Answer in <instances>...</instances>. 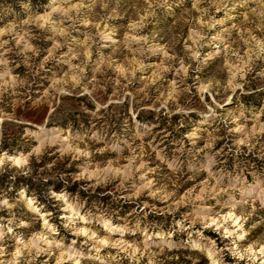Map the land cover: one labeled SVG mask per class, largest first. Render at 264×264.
<instances>
[{
  "label": "clouds",
  "instance_id": "9594fccd",
  "mask_svg": "<svg viewBox=\"0 0 264 264\" xmlns=\"http://www.w3.org/2000/svg\"><path fill=\"white\" fill-rule=\"evenodd\" d=\"M67 2L74 15L85 7L83 0ZM97 2L103 8L108 7L105 0H92L89 6L95 7ZM202 2L195 0L193 7ZM207 2L209 9L214 11L201 12L202 18H193L195 22L191 25L193 30L199 29L196 42L185 45L181 52L170 44L172 55L168 56L166 66L147 82L145 89L151 90V85L161 79L162 72L174 74L167 87L161 83L156 91L158 93L160 88L165 90L160 104L166 106L169 119L173 114H181L175 129L176 136L169 139L170 133L166 129L159 133L153 131L159 124L151 121H146L147 130L141 131L138 127L141 121L136 119V112L128 121H121L113 128L111 117L114 112L108 107L111 101H101L95 111L83 108L92 115L93 127L79 132L75 129L70 133L62 132L58 139H48L47 144L39 141L35 145L28 143L32 137L26 130L24 145L14 149L12 154L0 152V172L7 164L29 177L33 173V158L37 164L40 163L46 151L60 144L62 147L57 149L60 153L57 160L45 165L49 172L59 160L71 156L79 162L78 171L72 174L71 179L73 183L82 182L81 191L92 197L97 195V189H101L99 195L111 196L114 203H119L121 199L135 203L139 210L134 209L127 216L120 217L116 209L98 200L89 203L88 199L68 191L70 185L65 173L58 174L59 180L63 181L60 191L49 187L42 194L32 192L29 195L26 188H21L15 200H10L6 194L0 195V212L9 214L7 217L0 216V264H124L125 260L128 264H142L145 260L147 264H163L160 257L165 254L164 246L159 245V250H154L152 238H170L177 233H187L189 241L195 238L199 242L169 244L170 251L179 247L198 249L208 257L209 264H228L225 259L228 255L235 258L234 264H241V261L244 264H264V237L250 240L253 229L264 225V217L252 222L264 210V185L251 190L247 188V175H252L254 179L264 175V122L259 118L264 115V108L252 110L243 104L231 110L225 108L237 95V90L239 96L252 95L255 84V94L264 91V43L248 33L247 48L241 54L239 46L232 47V41L224 48L216 43L223 38L224 31L230 33L232 28L222 29L216 36L208 35L217 24L231 19L230 10L237 7L246 11L244 20L248 23L245 27H251L253 31L259 29L264 35V0ZM143 3L147 9L136 22L141 29L154 22L158 9L167 15H174V5H178V0H143ZM252 3L255 7L250 6ZM21 6L29 8V4L22 3ZM220 11H224L225 16L217 20L215 13ZM50 16L51 12L48 13ZM35 19L21 20L17 17L10 20L0 16V64L8 65L11 54L16 58L15 67L23 64L28 68L23 77L11 76L0 83V140L5 124L20 126L13 115L15 108L29 98V90L35 82L33 77L47 71L44 65L52 59L49 54L43 62L36 63L40 50L28 42L29 25ZM65 19L72 17L66 16ZM243 38H237L235 43L239 45ZM139 40L147 44L149 37L141 35ZM205 45H210L212 50L203 52ZM217 57L228 63H221L207 78L201 79L199 73ZM87 65L88 60L81 58L74 69L75 75L57 74L58 87H50L43 97L52 105L49 125L59 123L70 108L61 100V93L83 95L89 92V83L94 88L99 87L94 79H88ZM131 75L125 76L129 83ZM121 90H124L123 86ZM169 91L172 92L171 97L168 96ZM136 94L139 95V91ZM205 96L211 97V103ZM216 96L220 99L217 100ZM169 99L171 104H168ZM189 99L201 111L222 110L216 113L215 127L207 136V129L192 124L190 114L196 109L181 102ZM7 108H11L12 112L6 111ZM250 120L253 122L251 129L248 127ZM97 124L99 127H96ZM185 127H190V130L181 132L180 129ZM218 141H223L219 149L216 148ZM230 158L233 160L231 171L227 164ZM253 159L259 164H252ZM203 174L207 175V179L181 196L185 178L201 177ZM15 178V175L10 177L12 180ZM109 185L113 186L111 191L108 190ZM249 191L253 194H243ZM142 197L146 199L142 200ZM213 200L216 203H211ZM156 201L163 202L165 207L162 210L157 208ZM185 205L190 207L187 214L181 211ZM143 208L154 213L163 211L171 214V226L165 230L162 224L146 223ZM201 209L203 211H199ZM145 228L150 231H145ZM205 230L215 233V239L206 236ZM138 233L145 238L144 242H136ZM129 239L133 242L129 243ZM42 256L44 260L40 259ZM193 264H199V260H193Z\"/></svg>",
  "mask_w": 264,
  "mask_h": 264
},
{
  "label": "rangeland",
  "instance_id": "374dc122",
  "mask_svg": "<svg viewBox=\"0 0 264 264\" xmlns=\"http://www.w3.org/2000/svg\"><path fill=\"white\" fill-rule=\"evenodd\" d=\"M77 2L78 0H71V3ZM105 2L108 4L107 8L101 7L99 2L96 3L95 7H90L92 0H83L85 7L74 15L67 0H64L63 3H61V0H0V16H6L10 20H15L17 17L21 20H26L29 17L36 18L35 22L29 25L31 32L28 41L40 50L39 55L35 58L36 63L39 64L49 54L52 55V59H49L44 65L47 71H41L37 76L33 77L35 82L29 90V98L23 100V103L18 104L15 108L13 115L20 122V126L15 127L5 124L3 138L0 140V152L7 151L12 154L14 149L24 145L26 139L24 133L26 130L30 131L32 137L28 143L35 145L39 141L47 144L48 139H58L62 132L70 133L73 129L79 132L85 128L93 127L92 115L89 112H85L83 108L86 107L91 111H95L101 101H111L108 107L109 110L114 112L111 117L113 128L119 125L121 121H128L133 112H136V119L141 121L138 126L141 131H146L145 122L151 121L159 124V127L154 128L153 131L159 133L166 129L170 133L169 139L177 135L175 129L181 119V114H173L169 119L166 106L160 104L165 90L160 88L158 93L156 91L157 86L161 83H164L167 87L172 82L174 74L162 72L161 79L153 83L149 91H145L148 87L147 82L151 81L157 72L166 66L168 56L172 55V51L169 48L170 44H174L176 51L181 52L185 45H192L196 42L199 29L193 30L191 26L195 22L193 18L199 20L202 18L201 12H212L214 9H209L207 0H203L196 7H193L195 0H178V5H174V15H167L163 10L158 9L154 22L141 29L137 27L136 22L145 14L147 9V5L143 3V0H120L119 3L116 0H105ZM22 3L29 4V8L24 9L21 6ZM250 6L255 7V4L252 3ZM230 11L232 18L223 24H217L208 33L209 36H216L222 29H233L230 33L224 31L222 33L223 38L216 41L221 48H224L229 41H232V47L236 48L239 46L241 54H243V51L247 48L248 33L256 36L261 43H264V35L261 34L259 29L253 31L251 27H245L248 22L244 20L246 11L243 7H237L235 10ZM49 12H51L50 18L48 17ZM66 16L72 17V19H65ZM224 16V11L215 13V19L217 20ZM258 22L256 21V23ZM37 25H42V27H37ZM153 34H155L154 38H152ZM141 35L149 37L147 44H143L139 40ZM241 36L244 38L237 45L235 41ZM176 41L179 42L177 43ZM211 50L212 47L210 45H205L203 52ZM81 58L88 60L86 68L88 79H94L99 84V87L94 88L89 83L87 85L89 92L83 95H65L61 93V100L70 105V108L64 113L59 123L49 125L47 122L51 114L52 105L49 101L44 100L43 97L50 87H58L57 74L68 73L75 75L74 69L80 64ZM15 60L16 58L9 54V64H0V83L9 80L11 76L23 77L28 72V68L23 64L15 67ZM221 63L226 65L228 61H222L220 57L211 61L203 72L199 73L201 79L207 78ZM141 65L147 67L141 68ZM130 73L132 75L129 83L125 80V76ZM226 76L227 71H225ZM122 86L124 88L123 91L121 90ZM252 87V95L239 96V90H237V95L232 97V102L225 105V108L231 110L241 104L252 110L264 108V91H260L257 95L255 94V84ZM82 91L83 89H81ZM138 91L139 95L136 94ZM171 95L172 92L169 91L168 96L171 97ZM205 99L211 103V97L205 96ZM216 99L219 100V96H216ZM196 100L199 102L198 97ZM181 102L191 104L196 109L190 114L192 124L207 129L206 136L212 133L215 127L213 121L216 119V113L222 110L216 109L215 112L201 111L191 99L182 100ZM171 103L172 101L169 99L168 104ZM100 110L103 111V109ZM6 111L12 112V109L7 108ZM259 118L264 122V115H260ZM252 123L251 120L248 122L249 129H251ZM96 127H99V125L97 124ZM189 130L190 127L180 129L181 132ZM237 135L240 134L238 133ZM159 138V136L156 137L157 140ZM222 145L223 141H218L216 148L219 149ZM60 147L62 145L57 144L55 148L46 151L38 164L33 158V173L28 178L21 174L20 169L16 167L9 168L7 164L4 165V171L0 172V180L3 179L1 177L3 174L8 177L15 175L17 185H10V183L0 185V195L6 194L10 200H15L21 188H26L29 195L32 192L42 194L47 188L52 187L51 183L63 186V181L59 180L58 174L65 173L69 179L70 187L68 191L73 195L79 194L82 198L88 199L89 203L98 200L105 206L116 209L120 217L127 216L134 209L139 210L135 203H129L123 199L119 203H114L111 196L99 195L102 192L101 189H97V195L92 197L81 191L82 182L73 183L71 179L72 174L78 171L77 164L79 163L73 160L71 156H66L63 160H59L52 171L49 172L45 165L57 160L60 155L57 149ZM227 164L231 171L233 160L231 158L228 159ZM252 164L258 165L259 161L253 159ZM41 169L44 170L41 171ZM53 176L57 178H49ZM8 177L5 179H10ZM45 178H48L46 182ZM185 179L186 183L181 188V196L186 190L195 187L196 184L203 183L207 179V175L203 174L201 177H192L191 179L186 177ZM247 180L249 182L247 185L249 190L264 185V175H261L258 179H254L252 175H247ZM236 182L238 183V181ZM112 187L109 185L108 190L111 191ZM61 188L56 191H60ZM243 194L250 195L253 192L249 191ZM39 198L43 202V196L40 195ZM141 199L144 200L146 198L142 197ZM146 202L153 203L151 200H146ZM211 203H216V201L213 200ZM155 206L161 210L165 207L164 203L160 201H156ZM189 210V205H185L181 209L185 214ZM199 211H203V209ZM8 215L6 211L0 212V216L7 217ZM142 215L146 216V223L162 224L165 230L171 226V214L163 211L154 213L148 208H143ZM261 217H264V210H261L252 222H256ZM179 218V215H177V219ZM145 231L150 230L145 228ZM205 235L215 239V233L208 230H205ZM261 237H264V225L253 229L250 234V240H259ZM69 238L71 239V237ZM125 238L128 239L127 235ZM152 240L154 250H159V245L164 246L163 251L165 254L160 257L163 264H193V260H199V264H209L208 257L198 249L191 247H179L171 251L168 249L169 244L199 242L195 238L193 241H189L187 233H177L170 238L153 237ZM144 241L145 238L138 233L136 242ZM132 242L133 240L129 239V243ZM188 257L192 259H188ZM40 259L44 260L45 257L42 256ZM225 259L228 264H234L235 258L231 255L226 256ZM124 264H128L127 260L124 261ZM142 264H147V261H142ZM241 264H244V262L241 261Z\"/></svg>",
  "mask_w": 264,
  "mask_h": 264
},
{
  "label": "trees",
  "instance_id": "16d2710c",
  "mask_svg": "<svg viewBox=\"0 0 264 264\" xmlns=\"http://www.w3.org/2000/svg\"><path fill=\"white\" fill-rule=\"evenodd\" d=\"M1 177H3L2 180H0V185H3V184H7V183H10V185L14 184V185H17V180H12V179H5L6 177H8L7 175H1ZM10 178V177H8ZM28 178V177H26ZM52 187L55 189V190H59L61 187H63L62 185H57L55 183H51Z\"/></svg>",
  "mask_w": 264,
  "mask_h": 264
}]
</instances>
